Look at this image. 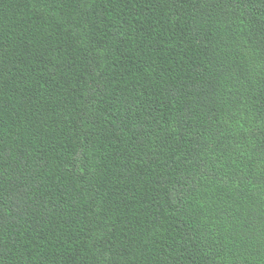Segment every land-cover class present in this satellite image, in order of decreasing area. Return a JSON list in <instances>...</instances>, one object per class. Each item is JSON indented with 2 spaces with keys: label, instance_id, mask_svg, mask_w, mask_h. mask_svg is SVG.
<instances>
[{
  "label": "trees",
  "instance_id": "obj_1",
  "mask_svg": "<svg viewBox=\"0 0 264 264\" xmlns=\"http://www.w3.org/2000/svg\"><path fill=\"white\" fill-rule=\"evenodd\" d=\"M0 264H264V0H0Z\"/></svg>",
  "mask_w": 264,
  "mask_h": 264
}]
</instances>
